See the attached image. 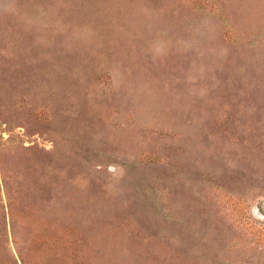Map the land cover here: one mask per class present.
<instances>
[{
    "label": "rangeland",
    "instance_id": "rangeland-1",
    "mask_svg": "<svg viewBox=\"0 0 264 264\" xmlns=\"http://www.w3.org/2000/svg\"><path fill=\"white\" fill-rule=\"evenodd\" d=\"M0 264H264V0H0Z\"/></svg>",
    "mask_w": 264,
    "mask_h": 264
}]
</instances>
